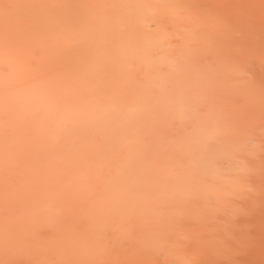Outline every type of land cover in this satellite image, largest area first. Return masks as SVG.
<instances>
[{"label":"bare ground","instance_id":"obj_1","mask_svg":"<svg viewBox=\"0 0 264 264\" xmlns=\"http://www.w3.org/2000/svg\"><path fill=\"white\" fill-rule=\"evenodd\" d=\"M0 264H264V0H0Z\"/></svg>","mask_w":264,"mask_h":264}]
</instances>
